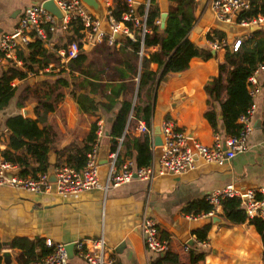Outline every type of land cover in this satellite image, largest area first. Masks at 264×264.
<instances>
[{
    "label": "crops",
    "instance_id": "crops-1",
    "mask_svg": "<svg viewBox=\"0 0 264 264\" xmlns=\"http://www.w3.org/2000/svg\"><path fill=\"white\" fill-rule=\"evenodd\" d=\"M120 1L125 5L124 0H110L108 12L112 14L115 4ZM143 1L136 0L138 14L139 8L143 7ZM193 1L194 23L186 42L199 50L209 52L212 57L207 60L201 57L190 58L185 71L162 78L157 64L148 65V69L158 75L151 98V127L154 130L165 120H171L179 130L190 135L191 140L212 146L215 141L224 142L232 135L227 130L222 110V102L226 98V75H220V66L225 62L226 49L230 50L236 40L244 42L251 36L257 38L264 34V25L242 27L235 23L217 22L210 10L209 0ZM44 2L45 0H0V36L13 32L26 8ZM154 5L160 13L156 24L161 31L165 26V23H161V14H167L174 5L169 0H154ZM93 11L101 19L106 18L107 12L101 6ZM103 28H107L105 22ZM74 30L77 29L64 32L58 30L53 34L45 30L44 41L32 40L31 43L40 42L47 52L50 59L47 67L40 68L38 63L24 62L19 55L27 57L29 50L26 48L15 53L19 64L9 62L0 69V156L6 153L14 162L18 159L25 162L24 168H20L17 163L6 161L14 166L10 172L13 171L15 176H20L23 169L26 170V176L23 177H32V172L37 168L35 158L26 147L14 150L9 145L10 137L15 134L8 128L7 122L9 119L21 117L23 120L36 122L42 137L48 139L46 173L49 174L57 166L67 165L66 156L82 149L91 127L99 123L103 136L96 148V156L101 181L104 182L106 178L109 156L112 153L110 132L122 97L111 110H105L99 105L94 114L79 110L76 103L79 94L93 97L97 103H106V100L101 98L99 91L91 94L89 88H77V84L83 85L84 81L97 82V78L81 75L80 72H70L69 61L64 60L63 51L72 40L80 41L81 51L78 55L84 54L90 61L98 57L94 53L95 49L102 45L109 46L105 43L84 46L81 43L83 35L78 30L74 33ZM213 32L225 35L220 42L221 49L214 52L209 49L207 40V36H211ZM118 37L117 43L126 38L125 35ZM118 44L117 47L110 48H115L122 55L124 51H121V45ZM156 52L158 47H151L142 51L143 54L139 57L149 58ZM100 60L103 61L102 56ZM134 62L138 64L137 60ZM82 70L87 71L88 68L82 67ZM122 70L129 76L133 74L130 69ZM90 71L95 73L97 69L91 67ZM99 78L109 85L114 81L113 78L108 80L101 74ZM215 80L218 82L214 83ZM259 81L262 89L254 101V130L247 138L246 149L238 152L228 162L217 165L197 160L195 168L184 174L161 176L152 182L134 180L106 193L91 190L73 197L57 196L54 192L31 194L4 187L0 190L1 247L10 252L15 264H19L21 251L12 249L11 242L22 238L49 240L54 244L81 241L91 251H95L92 243L102 240L105 253L111 256L114 264H152L157 261L159 264H263L264 245L248 221L242 224L230 222L222 215L221 206L211 216L208 213H185L190 206L205 201L210 192L228 185L240 190H253L258 196L264 191V134L260 129L264 121V75H259ZM124 97L128 101H135L130 93ZM142 99L145 100L144 95ZM39 102L53 103V111L39 109L37 116L35 109ZM25 111L29 116H24ZM39 117L40 122H37ZM208 117L214 119V125ZM137 121L131 117L126 127L127 134L135 138L143 136L136 131ZM257 122L259 127H255ZM22 140L29 145L40 144L26 138ZM151 152L150 163L158 158L160 151L151 144ZM119 153V162H134L133 159L123 156L121 145ZM86 155L87 153L85 158ZM144 217H150L157 222L160 237L168 243L166 253L173 260H164L165 253L158 255L145 250L138 230ZM214 217H218L220 223H213ZM207 225L210 226L207 239L200 242L193 233ZM4 244H9V247H4ZM36 253L39 254L40 249ZM200 254L203 259L193 262L192 258ZM0 262L2 264L1 257ZM70 263L87 264L77 256H73Z\"/></svg>",
    "mask_w": 264,
    "mask_h": 264
},
{
    "label": "built area",
    "instance_id": "built-area-1",
    "mask_svg": "<svg viewBox=\"0 0 264 264\" xmlns=\"http://www.w3.org/2000/svg\"><path fill=\"white\" fill-rule=\"evenodd\" d=\"M48 1L52 2L59 10L61 19L45 11L42 4L26 8L13 32L0 36V69L9 62L19 64L15 53L26 49L32 40L44 41L46 39L45 30L53 34L58 30L64 32L73 28L77 29L78 33L83 35L84 43H81L84 46L105 43L109 47H117L119 45L117 37L121 35H125L132 41L135 40L134 34L143 38L149 33V29L146 27V18L154 0L143 1V15L138 14L136 0H124L127 10L119 22L108 12L110 0H97L107 12L104 19L97 16L82 0H45V2ZM209 7L217 22L235 23L242 27L264 25V16L242 17L250 10V0H209ZM104 22L107 24V28H103ZM128 23L131 24V27L126 25ZM208 45L213 52L221 49V45L217 41H209ZM240 45L241 41L236 40L230 51L237 52ZM80 51V41L72 40L63 51L62 56L67 62L76 58ZM142 54L140 51L139 56ZM259 75H264V65H259L248 78L247 90L252 104L246 113L238 119L237 124L240 126L238 132L228 136L224 142L217 140L212 146L202 145L188 138L186 133L179 130L173 121L165 120L160 125L161 146L158 147L160 153L156 160L141 168H138L131 160L119 162L121 138L118 140L117 150L109 156L106 178L102 182L96 148L103 136V129L98 123L92 149L87 153L81 170L76 171L65 164L59 165L53 170V182L50 181L49 173H40L35 177L14 175L8 178L5 174L13 170L14 166L0 156V190L10 187L31 194L54 192L57 196L73 197L91 190H100L106 193L134 180L152 182L157 177L184 174L195 168L197 160H202L207 164L223 165L234 158L238 152L246 149L247 138L254 130L253 117L256 110L254 101L262 89ZM260 129L264 134V121L261 123ZM136 131L139 135L149 136L151 144H153L152 127H147L144 122L137 121ZM153 147L157 148L154 145ZM260 197L259 200L257 193L253 190H240L228 185L210 192L205 197V202L212 207V211L208 213L209 216L215 213L222 201L237 199L239 208L248 219L264 220V191L261 192ZM138 230L147 252L158 255L167 252L168 243L160 237L159 226L154 219L144 217L139 223ZM68 245L70 244H54L47 240L45 247L50 249V252L28 264H71L67 256ZM72 245L73 256L81 258L87 264H114L111 256L105 253V245L102 240L92 243L95 246V251L89 250L86 243L81 241L74 242ZM3 251L0 244V257Z\"/></svg>",
    "mask_w": 264,
    "mask_h": 264
},
{
    "label": "trees",
    "instance_id": "trees-1",
    "mask_svg": "<svg viewBox=\"0 0 264 264\" xmlns=\"http://www.w3.org/2000/svg\"><path fill=\"white\" fill-rule=\"evenodd\" d=\"M172 6L167 13V19L163 30H159V25L156 24L160 13L158 8L152 2L147 12L146 27L149 33L141 38L138 34H134L135 40L124 38L119 41L122 55L115 50L102 45L95 49L98 57L88 60L86 55H78L75 59L69 61L70 72H80L81 75H86L90 78L96 77L97 82L84 81L77 84V88H89L90 93L100 92L101 98L106 100V103H97L93 97L85 94H79L76 97V103L81 112L86 114H94L97 111L98 105L111 110L121 99L120 107L116 113V118L111 128L110 137L112 138V153L116 151L118 139L122 138L121 149L123 156L134 160L138 168L148 166L152 159L151 139L147 135L135 138L126 132L127 123L130 117L138 121H142L147 127H151L152 117V93L154 84L157 80V73L148 69L150 63L157 64L161 69V78L168 74H176L185 71L188 68V61L193 57H201L210 59L212 56L209 52L199 50L186 42L187 35L190 32L194 23V1L193 0H169ZM126 6L123 2H117L112 12L113 17L117 22L121 21V16L126 12ZM139 15H143V7L139 8ZM258 15L264 16V0H250V10L245 13L243 18H252ZM131 27V24H126ZM77 33V30H74ZM224 34L221 32H213L207 36L209 41L222 42ZM151 47H158V52L152 53L149 58L139 57L140 51H145ZM29 53L27 57L20 54L19 57L24 62L30 64H39L40 68L47 67L50 59L47 52L42 48L40 42L35 41L27 46ZM103 57V61L100 60ZM137 60L138 64L134 61ZM259 65H264V34L257 38L251 36L246 41L241 42L240 48L233 53L226 49L225 62L220 66V75H226V85L224 86L226 98L222 102V110L224 114V122L227 125V130L236 134L240 129L237 124L238 119L246 113L252 100L247 90V80ZM122 68L130 69L133 74L130 76L125 74ZM82 67L88 68L87 71L82 70ZM97 69L95 73L90 71V68ZM121 68V69H120ZM230 69V70H227ZM129 72V71H128ZM116 83L110 86L99 75ZM117 77V80H116ZM136 80V81H135ZM218 82L217 80L213 81ZM208 88V87H206ZM131 94L135 97V101H128L124 96ZM145 96V100L142 99ZM39 109L45 112L53 111V103L39 102L35 113L39 116ZM209 121L214 125V119L208 117ZM37 122H40V117ZM8 128L15 134L10 137V147L14 150L26 147V150L35 158L37 168L32 172L35 177L38 173H46L48 169L47 155L49 152L48 139L42 137V132L38 129L37 123L29 120H23L21 117L9 119L7 122ZM96 124L91 127L90 134L87 137L85 145L82 149H77L74 153H69L66 156V164L76 171L81 170L85 163V154L91 150L95 138ZM40 142L39 145H29L22 139ZM41 139V140H40ZM119 156L120 153H119ZM5 161L17 163L20 168H24L25 162L21 159L12 161L6 153L2 154ZM26 176V170L21 171L20 177ZM260 200L261 197L257 195ZM222 215L234 224H242L248 221L253 225L264 245V220L253 218L248 219L245 213L239 208L237 199H226L221 202ZM212 211V207L205 201L196 203L190 206L185 213L193 215L206 214ZM210 226L207 225L193 234L200 242L207 239ZM12 249L21 251L19 264H28L39 258L46 256L50 249L45 247V241L35 239L29 240L26 238L14 239L11 242ZM40 249V253L36 250ZM203 259L200 254L196 258H192L193 262ZM164 260H173V257L165 253ZM1 263V262H0ZM152 264H159L153 262ZM264 264V252H263Z\"/></svg>",
    "mask_w": 264,
    "mask_h": 264
},
{
    "label": "water",
    "instance_id": "water-1",
    "mask_svg": "<svg viewBox=\"0 0 264 264\" xmlns=\"http://www.w3.org/2000/svg\"><path fill=\"white\" fill-rule=\"evenodd\" d=\"M89 8L93 9V10H98L99 9V2L97 0H82ZM42 8L47 11L48 13H50L51 15L55 16L58 19H61V13L59 12V10L54 6V4L50 1L48 2H44L42 4ZM167 14H161V23L164 24L165 20H166ZM119 38V37H117ZM119 40V39H118ZM24 116H29L28 112L25 111L24 112ZM255 127H259V122H257L255 124ZM153 145L155 147H160L161 146V138H160V127H155L153 130ZM188 138H191L190 135H187ZM15 173L12 172H7L5 174L6 177L10 178L12 176H14ZM49 178L50 181L53 182L54 181V176H53V172L51 174H49ZM220 219L218 217H214L213 218V223H220ZM4 247H9V244H4ZM67 256L68 259L71 260L73 258V245L70 244L67 246ZM1 259H2V264H15V262L13 261V258L10 254V252L8 251H4L1 254Z\"/></svg>",
    "mask_w": 264,
    "mask_h": 264
}]
</instances>
